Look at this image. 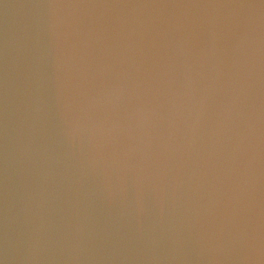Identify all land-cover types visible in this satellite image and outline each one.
I'll use <instances>...</instances> for the list:
<instances>
[{
    "label": "clouds",
    "instance_id": "1",
    "mask_svg": "<svg viewBox=\"0 0 264 264\" xmlns=\"http://www.w3.org/2000/svg\"><path fill=\"white\" fill-rule=\"evenodd\" d=\"M0 264H264V0H0Z\"/></svg>",
    "mask_w": 264,
    "mask_h": 264
}]
</instances>
